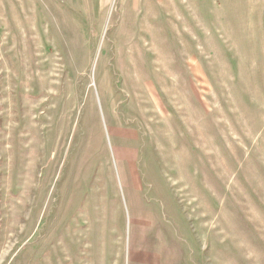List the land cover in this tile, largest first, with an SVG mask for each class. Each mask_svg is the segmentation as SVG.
<instances>
[{
  "label": "rangeland",
  "instance_id": "374dc122",
  "mask_svg": "<svg viewBox=\"0 0 264 264\" xmlns=\"http://www.w3.org/2000/svg\"><path fill=\"white\" fill-rule=\"evenodd\" d=\"M0 264H264V0H0Z\"/></svg>",
  "mask_w": 264,
  "mask_h": 264
},
{
  "label": "bare ground",
  "instance_id": "6f19581e",
  "mask_svg": "<svg viewBox=\"0 0 264 264\" xmlns=\"http://www.w3.org/2000/svg\"><path fill=\"white\" fill-rule=\"evenodd\" d=\"M154 107H155V105H154ZM148 110H151V109H148ZM146 112H148V111H145V113H146ZM150 112H153V110H152V111H150Z\"/></svg>",
  "mask_w": 264,
  "mask_h": 264
}]
</instances>
